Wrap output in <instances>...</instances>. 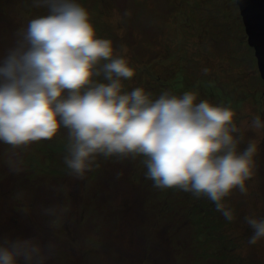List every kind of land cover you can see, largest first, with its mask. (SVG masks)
<instances>
[{
    "label": "rangeland",
    "instance_id": "1",
    "mask_svg": "<svg viewBox=\"0 0 264 264\" xmlns=\"http://www.w3.org/2000/svg\"><path fill=\"white\" fill-rule=\"evenodd\" d=\"M77 2L97 36L135 69L125 91L143 87L153 98L195 91L198 99L230 104L237 124L264 119V79L237 0ZM42 14L32 0H0V56L17 30ZM245 138L258 143L256 168L247 194L226 198L232 222L205 198L155 188L139 159L100 157L99 167L78 179L63 164L58 136L31 145L17 174L0 144V240L54 245L46 264H264V240L249 245L252 229L244 222L246 215L264 218V132ZM51 207L63 209L58 220L45 214Z\"/></svg>",
    "mask_w": 264,
    "mask_h": 264
},
{
    "label": "clouds",
    "instance_id": "2",
    "mask_svg": "<svg viewBox=\"0 0 264 264\" xmlns=\"http://www.w3.org/2000/svg\"><path fill=\"white\" fill-rule=\"evenodd\" d=\"M44 14L15 33L0 56V144L12 172L24 170L23 153L61 136L63 164L83 179L98 158L139 159L159 190L175 189L211 201L228 222L234 191L246 195L255 174L258 143L247 131L264 132L253 115L236 122L230 104L198 99L195 91H125L135 69L113 42L97 36L77 0H32ZM123 50V46H121ZM207 74L209 69H203ZM243 150L241 144H245ZM57 220L63 209L44 210ZM249 245L264 240V218L246 215ZM54 245L33 239L0 240V264H46Z\"/></svg>",
    "mask_w": 264,
    "mask_h": 264
},
{
    "label": "water",
    "instance_id": "3",
    "mask_svg": "<svg viewBox=\"0 0 264 264\" xmlns=\"http://www.w3.org/2000/svg\"><path fill=\"white\" fill-rule=\"evenodd\" d=\"M248 35L254 47L258 66L264 79V0H237Z\"/></svg>",
    "mask_w": 264,
    "mask_h": 264
},
{
    "label": "trees",
    "instance_id": "4",
    "mask_svg": "<svg viewBox=\"0 0 264 264\" xmlns=\"http://www.w3.org/2000/svg\"><path fill=\"white\" fill-rule=\"evenodd\" d=\"M100 13H102V12H100ZM202 211H200V214L202 215V213H201ZM145 233H146V231H145ZM144 233V234H145ZM150 233V232H149ZM145 241H146V243L148 242V241H150L149 239H151V237H145ZM150 242H148V244H149ZM146 247V246H145Z\"/></svg>",
    "mask_w": 264,
    "mask_h": 264
}]
</instances>
